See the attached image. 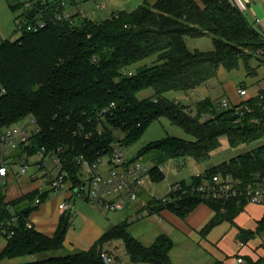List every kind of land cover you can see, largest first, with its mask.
Listing matches in <instances>:
<instances>
[{
    "label": "trees",
    "instance_id": "16d2710c",
    "mask_svg": "<svg viewBox=\"0 0 264 264\" xmlns=\"http://www.w3.org/2000/svg\"><path fill=\"white\" fill-rule=\"evenodd\" d=\"M61 1H39L38 9L48 20L44 29L23 31L15 41L0 38V133L29 117L37 126L30 144L20 145V157L40 151L46 160L58 157L62 173L76 188L84 183L81 162L93 165L106 156L111 160L115 146L134 145L162 118L193 139L167 137L128 159L129 163L144 160L152 164L149 173L157 181L163 179L160 168L170 160L207 161L223 136L232 147L264 138V88L259 95L219 114L208 98L196 103L194 114L189 106L166 97L170 92H193L215 78L220 68L237 69L240 61L254 74L249 54L264 51V34L230 0H157L131 12H112L102 21L79 12L69 19H56V13L66 10ZM66 1L71 8L78 7L77 0ZM20 7L12 5L11 9L16 12ZM36 11H25V15ZM203 37L211 39L212 51L188 49L186 38ZM153 56L160 64L132 70ZM148 89L154 91V97L139 100L138 94ZM219 172L246 181L256 172H264V145L206 171L208 175ZM185 185L177 182L171 186ZM49 193L36 190L9 203L0 195V236L8 241L0 260L103 264L101 252L113 254L107 244L121 241L134 264H173L174 244L168 236L161 235L151 247H145L130 235L128 221L107 229L88 251L39 259L41 254L64 249L73 219L72 211L64 212L53 236L28 228V217L35 210L33 202L40 198L43 203ZM22 203L29 206L21 209ZM156 203L181 217L202 203L209 205L214 216L204 231L225 220L233 221L245 208V203L238 205L236 201L195 197L181 198L177 205ZM13 217L17 221L10 224ZM11 232L14 234L9 237ZM254 233L264 234V220ZM252 264H264V257Z\"/></svg>",
    "mask_w": 264,
    "mask_h": 264
},
{
    "label": "crops",
    "instance_id": "0c3cea01",
    "mask_svg": "<svg viewBox=\"0 0 264 264\" xmlns=\"http://www.w3.org/2000/svg\"><path fill=\"white\" fill-rule=\"evenodd\" d=\"M6 1L11 9L12 5L23 6L26 2L32 0ZM89 1L90 0H79L78 9L74 10V13H78L77 10L79 9L83 10L82 7L85 2L86 6L92 1L95 2L96 10H98L97 8L99 5L104 6L103 9H106L108 6V3H101L100 1L102 0ZM241 1L244 3V0ZM10 2H12V4H10ZM251 2L254 3V6H251ZM251 2L245 10L251 16L252 20L258 18L252 16L253 12L262 13L264 15V0H255ZM95 11L90 12V14L85 13V16H94ZM12 12L14 11L12 10ZM15 13L16 19L18 16L22 15V7L18 8ZM247 19L251 23L249 18ZM1 134L2 133H0V135ZM27 157L29 158L27 154H23V156L20 157V150L18 148L15 151H11L6 158V162L10 164V172L6 177H0V195L4 196V201L6 203L17 201L24 195L36 190L42 194L44 192H53L49 183L46 182L43 176L42 178L44 180H41V172L38 170L37 166L31 161L28 162ZM22 159L27 160V165L29 167H35L32 171L30 170V174H21L19 169H17L16 172L13 170L12 167L17 164V160L19 161L18 164H20V167L23 165L21 162ZM176 161L177 160H170L167 163H175ZM166 164H164V166ZM176 165L180 166L181 164ZM106 170H108V166L102 168V170L100 169V171ZM162 176L163 179L161 181L153 180L152 178L148 180L146 188L139 191L137 202H131L127 192L113 197L114 199L122 197L124 200V207L119 211L108 212L101 206H95L80 198L72 197L71 192L66 191L64 192L65 195L63 194L57 199L59 205L56 204V206H53L55 202L52 204V202L49 203L47 200L39 205L33 202L32 207H35V210L31 212L28 219L37 231L48 236H53L58 227L60 217L64 213V211L60 210L59 206L65 199L72 197L71 200L75 198V201L71 203L70 207V209L72 208V213L74 209L77 208L85 219L84 225L81 226L79 230L78 228L72 227L74 223L72 219V225L65 241V246L72 250L81 248L78 246L82 242L85 246H83L80 251H88L107 229L128 221L131 224L130 235L145 247H151L161 235L168 236L174 244V248L171 251L173 264H214L217 261L223 262L224 264H231L237 257H243L245 260L244 264H252L257 263L264 257V234H252V232L257 230L259 223L264 220L263 206L248 204L233 221L225 220L209 230L204 231V227L214 216V210L209 205L202 203L185 217L179 216L166 207L160 209V206H158L160 204L156 203L160 199L155 197L157 187H154V185L165 180V172ZM193 176L194 174L176 181H171L168 185L167 193L169 192L170 186L174 183L185 182L189 185L193 182ZM69 186H71L70 183ZM79 201L81 203H78ZM82 203L90 204L93 208H89L90 206L87 207ZM19 206L21 209H25L29 204L22 203L19 204ZM139 210H141V212H139ZM155 216L157 220L153 219ZM228 233H230L231 236L234 235L232 241L227 239ZM259 235L263 236V243L260 247H256L253 242ZM7 243V239L0 236V255ZM122 249L118 250V248L115 247L109 250L115 256L119 257V259L126 262L127 260L124 259V256L129 259L126 253L125 255H119ZM5 263L17 264L20 263V260H0V264ZM127 264L134 263L129 259V263Z\"/></svg>",
    "mask_w": 264,
    "mask_h": 264
},
{
    "label": "built area",
    "instance_id": "2783aa9c",
    "mask_svg": "<svg viewBox=\"0 0 264 264\" xmlns=\"http://www.w3.org/2000/svg\"><path fill=\"white\" fill-rule=\"evenodd\" d=\"M39 1L32 0L23 5L22 17L20 15L14 21L18 31L36 33L48 25V20L43 15L44 12L38 9ZM43 1L45 4H49L55 3L58 0ZM251 1L255 0H244V3L241 0H230L232 6L241 12L250 5ZM61 5L66 10L63 14L56 13V19H60L61 17L69 19L75 14L74 10L78 9L77 7L71 8L66 0L61 1ZM98 8L103 9L104 6L99 5ZM35 9H37L35 13H32L30 16L28 14L25 15V11H33ZM77 11L83 17H86L83 10L79 9ZM253 24L258 26L259 29ZM253 24L251 23L255 29L264 34L263 19L254 18ZM129 75H132V72H129ZM238 92L242 97H246L248 94L246 88H241ZM218 106L220 108H229L230 105L227 100H222L218 103ZM16 139H20V144L16 143ZM28 144H30V136H28L27 132L16 129L15 127L6 130L0 135V177H6L10 172V164L6 162V158L10 152L17 150L20 145ZM112 154L111 160H108V170L106 171H100L102 160L93 165H90L86 161L81 162L83 168L81 179L84 183L76 188H74L73 182L67 180L66 176L62 173V164L58 157H52L46 160L43 151H40L36 155L29 156L30 159L28 158V162L31 161L37 166L43 178L49 183L52 191L60 192L61 195L66 191H70L72 197L80 198L95 206H101L108 212H115L124 207V200L122 197H117V199L113 197L127 192L129 200L131 202H137L139 191L146 188V184L151 176L148 166H145L141 161L129 163V160L125 159L119 151L118 146H115ZM48 160L53 161V169L48 168ZM21 162L23 165L20 167V173L26 174L28 168L27 160L22 159ZM163 170L162 166L160 172ZM69 183L71 186H69ZM184 197H195L203 201H223L224 203L236 201L238 205L245 203V205L253 204L264 207V174L254 173L251 179L246 181L231 173L219 172L214 175H208L206 171L197 172L193 176V182L189 185L187 184L185 187L170 186L167 196L161 198L159 202L163 205H177V202ZM71 198L65 199L60 204V210L64 212L70 210ZM35 203L36 205L41 204V199L37 198ZM16 221L17 219L13 217L10 224H15ZM33 227V224L29 222L28 228L31 229ZM13 234L11 232L9 237ZM100 257L103 264H127L114 254L105 250L101 252ZM244 262L243 257H237L231 264H244Z\"/></svg>",
    "mask_w": 264,
    "mask_h": 264
},
{
    "label": "rangeland",
    "instance_id": "374dc122",
    "mask_svg": "<svg viewBox=\"0 0 264 264\" xmlns=\"http://www.w3.org/2000/svg\"><path fill=\"white\" fill-rule=\"evenodd\" d=\"M156 1L157 0H102L100 2L105 4L108 3V6L106 9L97 8L98 10H96L95 8V2L92 1L88 6H86L85 4L86 2H85L83 4L82 9L86 14L87 13L90 14V12L96 10L94 16L93 15L91 16V19H93L94 21H102L105 18H107L109 15H111L112 12L122 11V10L131 12L136 10L138 7L142 5L143 6L146 4L153 5ZM10 4H12V2H10ZM251 6H254L253 2H251ZM243 14L246 18H249V20L253 24V20L246 10H244ZM15 16L16 13L12 12V10L9 8L7 4V1L0 0V38L10 39L11 41H15L21 37L22 32L18 31L14 24ZM252 16L264 20V15L262 13L253 12ZM253 25L256 26L255 24ZM186 43L188 49L193 52L194 51L209 52L214 49L213 43L211 39L208 37H203L199 39L186 38ZM249 55L252 56V60L250 62V68L254 72V74L252 75L249 74L247 69L245 68L244 62L240 61L237 69L230 71L225 68H220L215 78L209 80L206 84H204L203 86H201L200 88L196 89L193 92H190L188 94H186L185 92H170L166 94V97L169 100L176 101L183 105L189 106L194 114L197 113L196 103L208 98L211 99L212 102L215 104L214 106L216 113L219 114L228 110L229 108L234 107L235 105H239L248 98L259 95V90L264 88V51L261 52V50H258L250 53ZM157 64H160V62L157 61V56H153L151 58L145 59L137 63L135 66L132 67V70H136L140 67H152ZM241 88H246L248 90V94L246 95V97H242L239 94L238 90ZM154 95H155L154 91L152 89H148L138 94V99L143 100L146 98H152L154 97ZM222 100H227L229 102L230 105L229 108H220L218 106V103ZM15 128L19 130H24L27 132L28 136H32L35 133L37 126L33 122V119L29 117L24 121L18 123L15 126ZM167 137H176L188 141H191L193 139L192 136L186 134L181 128L172 125L167 119L162 118L159 121L153 123L137 143L131 146H122V147L118 146V149L122 153L125 159H133L134 157L138 156L140 153L139 151H141L147 145L153 142L166 139ZM16 143L20 144V139H16ZM263 145H264V138L250 144H242L236 147H232L229 144L227 137L223 136L220 138V147L217 150L213 151L210 154L209 159L205 162H198L193 158H186V159L177 160L175 163L169 162L165 166L162 165L164 166V170L161 171L160 173L164 174L165 172V180L161 183L154 185V187H157L155 191V197L157 199H161L167 196L168 185L169 183H171V181L182 179L184 177H187L188 175L190 176L197 172L204 171L205 169L208 170L211 167H215L239 155L251 152ZM108 159H109L108 156L102 159V165L100 168L101 170L102 168L108 166ZM16 162L17 164H15L12 167L15 172L17 169L20 170V164H18L19 161L17 160ZM141 162L148 167H151L152 165L144 160H141ZM176 164H181V165L178 166ZM47 165L49 169H53L54 167V163L51 160L47 161ZM33 168L35 167L28 166L27 174H30ZM257 173L264 174V172H256L255 174ZM41 180L42 181L44 180L42 178V174H41ZM60 196H61L60 192H54V191L50 192L47 197V202L49 203L52 202V204L53 202H55L53 206H56V204L59 205L57 199H59ZM74 201L75 198L71 200V203H73ZM78 203L81 202L79 201ZM82 204H84L87 207L90 206L89 208L92 207L90 204L88 205L87 203H82ZM153 219L157 220V217L155 216L153 217ZM73 221L74 223L72 227L78 228V230L81 228V226L84 225V221H85L84 216H82L79 213L77 208H75L73 211ZM233 236H231L230 233H228L227 239L232 241V239H234ZM262 243H263L262 235L257 236L255 241L253 242L254 246L256 247H260ZM83 246H85V244H82L81 242V244L78 247L83 248ZM115 247L118 248V250L123 248L119 253V255H125L124 245L121 241H113L107 244V249H113ZM81 248L72 250L67 246H65L64 249L62 250L54 251L53 253L41 254L39 259L43 260L51 257L66 256L69 254H73L77 251H80ZM124 259L127 260L126 261L127 263H129V259L126 256H124Z\"/></svg>",
    "mask_w": 264,
    "mask_h": 264
},
{
    "label": "water",
    "instance_id": "95a60500",
    "mask_svg": "<svg viewBox=\"0 0 264 264\" xmlns=\"http://www.w3.org/2000/svg\"><path fill=\"white\" fill-rule=\"evenodd\" d=\"M70 211H72V208L70 209Z\"/></svg>",
    "mask_w": 264,
    "mask_h": 264
}]
</instances>
